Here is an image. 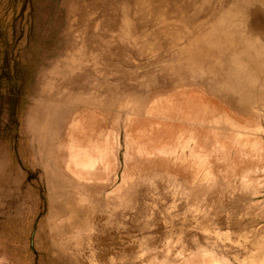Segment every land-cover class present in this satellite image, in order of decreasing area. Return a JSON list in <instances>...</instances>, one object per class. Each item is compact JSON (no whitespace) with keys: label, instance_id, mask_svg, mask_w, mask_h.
<instances>
[{"label":"rangeland","instance_id":"obj_1","mask_svg":"<svg viewBox=\"0 0 264 264\" xmlns=\"http://www.w3.org/2000/svg\"><path fill=\"white\" fill-rule=\"evenodd\" d=\"M0 264H264V0H0Z\"/></svg>","mask_w":264,"mask_h":264}]
</instances>
